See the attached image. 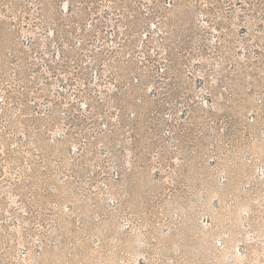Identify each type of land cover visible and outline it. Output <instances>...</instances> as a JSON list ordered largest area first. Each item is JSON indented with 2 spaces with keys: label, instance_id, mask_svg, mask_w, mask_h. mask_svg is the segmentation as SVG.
I'll list each match as a JSON object with an SVG mask.
<instances>
[{
  "label": "rangeland",
  "instance_id": "obj_1",
  "mask_svg": "<svg viewBox=\"0 0 264 264\" xmlns=\"http://www.w3.org/2000/svg\"><path fill=\"white\" fill-rule=\"evenodd\" d=\"M0 264H264V0H0Z\"/></svg>",
  "mask_w": 264,
  "mask_h": 264
}]
</instances>
